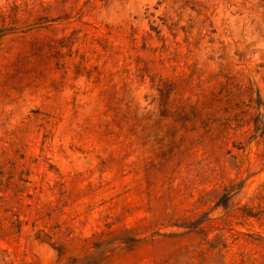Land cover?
Returning a JSON list of instances; mask_svg holds the SVG:
<instances>
[{"label": "rangeland", "instance_id": "obj_1", "mask_svg": "<svg viewBox=\"0 0 264 264\" xmlns=\"http://www.w3.org/2000/svg\"><path fill=\"white\" fill-rule=\"evenodd\" d=\"M0 264H264V0H0Z\"/></svg>", "mask_w": 264, "mask_h": 264}]
</instances>
